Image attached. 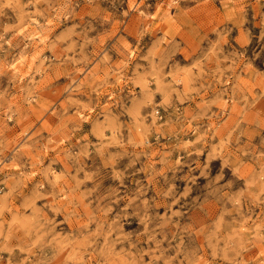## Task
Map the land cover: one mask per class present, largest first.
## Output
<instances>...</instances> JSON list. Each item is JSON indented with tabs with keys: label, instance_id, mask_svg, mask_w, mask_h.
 I'll use <instances>...</instances> for the list:
<instances>
[{
	"label": "rangeland",
	"instance_id": "obj_1",
	"mask_svg": "<svg viewBox=\"0 0 264 264\" xmlns=\"http://www.w3.org/2000/svg\"><path fill=\"white\" fill-rule=\"evenodd\" d=\"M0 264H264V0H0Z\"/></svg>",
	"mask_w": 264,
	"mask_h": 264
}]
</instances>
